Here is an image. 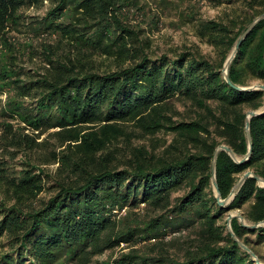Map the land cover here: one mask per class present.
<instances>
[{
  "label": "trees",
  "instance_id": "obj_1",
  "mask_svg": "<svg viewBox=\"0 0 264 264\" xmlns=\"http://www.w3.org/2000/svg\"><path fill=\"white\" fill-rule=\"evenodd\" d=\"M263 13L264 0H0V264H258L228 219L264 221V185L251 176L222 205L212 164L221 144L249 153L247 115L264 110V90L224 73ZM167 23L214 56L159 52ZM229 70L264 82V18ZM251 118L250 159L219 154L223 199L247 171L264 179V113ZM231 225L263 260L264 225Z\"/></svg>",
  "mask_w": 264,
  "mask_h": 264
},
{
  "label": "water",
  "instance_id": "obj_2",
  "mask_svg": "<svg viewBox=\"0 0 264 264\" xmlns=\"http://www.w3.org/2000/svg\"><path fill=\"white\" fill-rule=\"evenodd\" d=\"M264 18V13L255 18L252 23L248 26L247 30L241 35V39L239 41V43L237 44V46L235 47V49L233 50L232 52V55L231 57L228 59V61L226 62V65H225V69H224V73H225V78L226 80L228 81L229 84H231L232 86H236L238 87L239 89H242V90H251V89H260V90H264V85L262 84H259V85H249V87H242V86H237L235 85L234 83H232L231 81V78H230V66L232 64V61L234 59V57L236 56V52L238 51V48L240 47L241 43L246 39L247 35L260 23V21H262ZM264 113V110H250L248 115H247V134H248V139H249V153L243 158V159H239L238 156L236 155L235 151L232 150L229 146H227L226 144H221L218 146V148L216 149V153H215V156H214V160H213V164H212V167H213V183L215 184V188H216V191H217V198L219 199L220 203L222 205L226 204L227 202H229L231 199H233V197L235 196L236 192L239 191L241 189V187L245 184V181L250 178L251 176H255L259 182L262 183V185H264V179L261 178L260 176H258L255 171L251 170V171H247L238 181V183L235 185L232 193L230 194V196L226 199H223L221 197V193H220V189H219V183H217V160H218V157H219V154L221 153V150H225V151H228L230 153V155L238 160L239 162H244V161H247L250 159L251 155H252V145H253V135L251 134V130H250V125H251V117L252 116H257V115H261ZM238 216L241 221L244 223L245 226L249 227V228H253V227H258V226H261V225H264V221L262 222H259V223H253V224H247L246 223V219L245 217L243 216V214H240V213H236V214H232L228 221V226H229V229L232 231L233 233V236L239 240L241 246H243L245 249H247L251 254L252 256H254L255 260L258 262V264H264L263 261L260 260V258L258 257L257 253L252 250L249 246L245 245L235 234L234 230H232V225H231V221L236 217Z\"/></svg>",
  "mask_w": 264,
  "mask_h": 264
},
{
  "label": "rangeland",
  "instance_id": "obj_3",
  "mask_svg": "<svg viewBox=\"0 0 264 264\" xmlns=\"http://www.w3.org/2000/svg\"><path fill=\"white\" fill-rule=\"evenodd\" d=\"M44 10L40 9L39 11H36L35 9H30L27 12L29 13H44ZM222 12V8H216V7H211V6H205L204 8V15L208 18H215ZM193 44H198L200 45L201 49L210 55L214 56V49L211 45H209L206 42L201 41V39H198L195 34L194 30L189 26H183V28H178L174 27L171 24L167 23L166 26L163 27V29L160 32H157L155 34V47L159 52H166L168 51L169 48H180L183 49L185 45H193ZM225 72V71H224ZM262 84L264 85L263 81L259 80H254L251 82L250 85H259ZM3 102L6 100V95L4 94L2 96ZM180 108L183 110L184 107L180 106ZM50 132H46L41 136V140L48 138ZM162 137H167L169 136L160 134ZM52 139V138H51ZM55 139H52V142H54ZM240 213L239 211L233 212L232 214ZM257 246V250L259 251V254L263 257L264 262V244L263 245H255ZM109 254L103 255L101 258L106 259L108 258Z\"/></svg>",
  "mask_w": 264,
  "mask_h": 264
}]
</instances>
